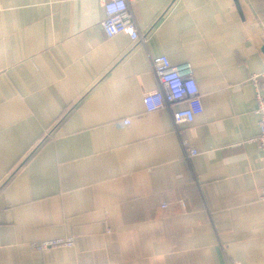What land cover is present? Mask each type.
<instances>
[{
    "label": "crops",
    "instance_id": "obj_1",
    "mask_svg": "<svg viewBox=\"0 0 264 264\" xmlns=\"http://www.w3.org/2000/svg\"><path fill=\"white\" fill-rule=\"evenodd\" d=\"M131 9L145 42L101 0H0V264H264V0ZM161 55L193 66L192 123L145 108Z\"/></svg>",
    "mask_w": 264,
    "mask_h": 264
},
{
    "label": "built area",
    "instance_id": "obj_2",
    "mask_svg": "<svg viewBox=\"0 0 264 264\" xmlns=\"http://www.w3.org/2000/svg\"><path fill=\"white\" fill-rule=\"evenodd\" d=\"M105 12L102 27L108 37L127 34L133 41L145 42L136 18L131 9V0H101ZM153 70L158 79L159 88L147 92L143 97L148 112L168 109L172 111L177 126L192 123L196 116L203 113L204 104L199 84L191 62L173 64L168 56L161 55L153 59ZM250 81L256 89L259 134L256 138L264 152V70L253 74ZM129 124L130 118L123 120ZM181 145L188 159L198 154V149L188 138H181ZM264 198V188L261 190ZM165 206V205H164ZM73 237L56 238L35 242L33 247L45 250L57 246H72Z\"/></svg>",
    "mask_w": 264,
    "mask_h": 264
}]
</instances>
